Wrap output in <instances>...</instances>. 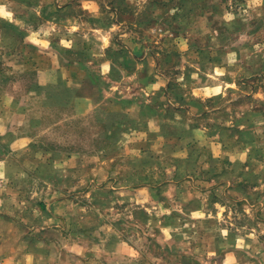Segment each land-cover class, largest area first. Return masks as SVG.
I'll list each match as a JSON object with an SVG mask.
<instances>
[{
    "label": "rangeland",
    "instance_id": "374dc122",
    "mask_svg": "<svg viewBox=\"0 0 264 264\" xmlns=\"http://www.w3.org/2000/svg\"><path fill=\"white\" fill-rule=\"evenodd\" d=\"M1 127L0 264H264V0H0Z\"/></svg>",
    "mask_w": 264,
    "mask_h": 264
},
{
    "label": "crops",
    "instance_id": "0c3cea01",
    "mask_svg": "<svg viewBox=\"0 0 264 264\" xmlns=\"http://www.w3.org/2000/svg\"><path fill=\"white\" fill-rule=\"evenodd\" d=\"M103 47H101L102 49ZM101 49H99L98 51H100ZM104 71V70H102ZM88 109H85V108H81V111H87ZM5 128H2L0 129L1 132H4ZM27 142H28V138L23 136V135H19L17 138H15V141L11 144V147L12 149H23L26 145H27ZM69 210H72L73 207H68ZM77 211V210H76ZM75 210H72L70 214H74ZM82 213V214H85L86 212H81V211H78V213ZM57 225V224H56Z\"/></svg>",
    "mask_w": 264,
    "mask_h": 264
}]
</instances>
